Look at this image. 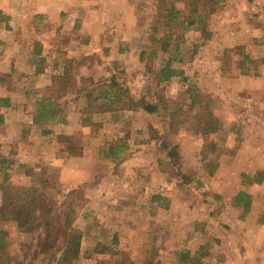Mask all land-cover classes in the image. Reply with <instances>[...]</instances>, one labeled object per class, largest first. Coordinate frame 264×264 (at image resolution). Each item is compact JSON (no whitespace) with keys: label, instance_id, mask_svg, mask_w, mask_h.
<instances>
[{"label":"crops","instance_id":"1","mask_svg":"<svg viewBox=\"0 0 264 264\" xmlns=\"http://www.w3.org/2000/svg\"><path fill=\"white\" fill-rule=\"evenodd\" d=\"M170 1L164 10L160 0H0V156L12 161L0 172V183L30 187L41 177L56 181L52 190L61 195L83 188L88 202L73 223L82 234L79 263L111 257L112 248L120 241L126 242L125 250L132 257L138 256L137 242L155 234L163 244L168 243L170 250L157 248L163 254L188 250L195 255L201 251L205 253L204 264H264V179L250 184L242 179L243 175L264 172V137H237L233 141L223 131L228 124L220 122L228 158L219 161L214 174L203 170L199 176L204 194H216L224 201L217 212L209 204L207 213L203 208L207 200L204 205L196 202L200 212L189 214V220L182 222L173 208L191 207L175 200L186 189L161 190L157 192L160 196H149L148 177L153 172L157 177L159 174L149 162V144L155 141L147 136L139 143L140 150L129 149L130 125L136 123L137 116L147 117L144 111H98L101 101L88 108V91L73 100L75 90H69L63 115L45 125L48 134L35 123L40 102L47 96L50 99L54 76L64 74L80 88L82 79L106 82L117 76L118 68L126 74L134 68L144 77L140 92L148 93L151 88L143 86V81L151 74H156L158 84H174L184 75L174 65L185 63L189 69L194 66L192 75L200 78V87L208 88L215 98L264 96V72L227 75L226 60L221 56L226 48L246 47L252 55L260 50L257 39L264 34V0H216V10L202 8L198 17L205 20L200 23L193 18V25L183 20L189 13L185 9L188 1ZM179 19L185 26L182 34L171 30ZM184 36H198L206 55L180 63L170 54L158 70H146L144 55L137 50H178ZM68 60L86 62L72 73ZM168 65L175 74L164 78L162 71ZM162 78L164 82H160ZM210 81L220 84H207ZM141 128L146 134L147 125ZM63 138L73 140L76 148L72 151L78 154L69 151L71 144ZM111 162L114 168L107 167V171ZM240 192L251 197L248 212L235 202ZM165 197L172 199L170 212L169 203H163ZM5 205L0 197V206ZM6 206L12 208L8 203ZM167 213L171 214L168 218ZM169 223L180 227L170 230ZM0 228L13 244L28 236L11 213L0 219ZM11 255L16 256L15 262L31 264L30 260L23 262L18 247Z\"/></svg>","mask_w":264,"mask_h":264},{"label":"rangeland","instance_id":"2","mask_svg":"<svg viewBox=\"0 0 264 264\" xmlns=\"http://www.w3.org/2000/svg\"><path fill=\"white\" fill-rule=\"evenodd\" d=\"M160 1L163 2L162 8L164 10L168 9L170 7V4L172 3L171 1L169 2V0ZM187 1L188 2L185 3V9L186 12L189 13L186 14L187 17L183 19L187 24L191 21V18H197L198 20V11L201 10L204 6H212V4L215 2H213V0H190V3L189 0ZM189 7L191 10L189 9ZM195 8H197V12L193 14V10ZM181 19L175 22L173 28L171 29L172 32L176 33L177 31H179L180 34H182L181 28L184 29L185 26L178 22L180 21L182 23L183 20ZM204 34L205 32L203 33V35ZM185 36L183 37L184 40L180 42V47L178 50H176L175 48H168L169 52L166 53H162V51H160L159 49L153 48L148 50H137V52H142V54L144 55L146 70H158L163 64V62H165L167 58H170V54H172V58L174 60H178L177 62L180 63L188 62L195 55H206L205 50L203 48L201 49V47H203V43L201 42V39L198 36L191 38H187ZM257 40L261 41V48L254 55H252V50L247 49L246 47L239 46L236 48H226V50L221 53V56L224 57V59L226 60L224 73L226 72V74L230 76H233L237 73H241L242 75L247 74L246 76L262 75V72H264V34H261V37H258ZM167 41V43H170L169 39ZM245 57H247V59H245ZM174 66L184 72V75H182L179 80H176L174 84H158L155 79L156 74H151L150 79L148 81H143V86H149L151 88L150 90H148L147 93L149 95L150 100H154V94L156 93L164 96V98L166 99L168 106V109L165 112L167 121H163L164 119H162V117H160L159 115H149L147 117H143V119L139 116L135 117L137 118L134 120V122L136 123H132L130 125L131 145L129 146V149L132 152L140 150L138 149V146L140 145L139 143L144 142V140H147V136L148 140L155 141L154 145H152L151 143L149 144V148H151L149 162L151 163L154 170L158 169L159 174L157 177L155 175V172H153V174L148 177V185L149 189L151 190V192H149V196H160L157 195V192H161V190L166 193V191L172 189H176L177 191L178 189H181V191L186 189L187 192L184 194H180L179 198L175 200H181L190 203L191 207L182 209L173 208V211H178L177 214L180 215L179 220H181L182 222H187L190 217L189 214L198 213L201 210V206H197L196 202H200L202 204L205 200H207V204H202H205L203 208L204 210H206L207 213L210 211L211 208L209 204H211L214 210L217 212L218 206H220V203L224 201L222 199L220 200L218 195L213 193H207L209 194V196L205 195L202 188L204 185L203 178L199 176V174H202L203 170L206 174H208L206 172L207 162L217 163L219 167V161L228 158V153H226L225 142L223 141L222 137L224 135H222V129H220V122L222 123V126L228 124V128L223 129V131L227 132V135L230 138H233V141L237 137H264V125H261L262 123H264V96L252 99L251 97H224L220 95L218 96V98H215V94L209 92L208 88L200 87L203 85V81L200 80L199 76V79H196V77L192 75V70H194V66H192L191 69H189V66H187V64L185 63L176 64ZM200 67L204 68L205 65L202 64L200 65ZM118 69L117 78L119 82H123L124 84H126L130 88L131 92L134 95L136 94V96L146 94L147 91H145V93L140 92L141 89H143L140 86V82L141 80H144V77L140 75V72H136V70L133 68L129 74H126V71L124 72L123 70ZM74 71H72V73ZM228 82L229 81H226V83ZM207 84H215L216 86L220 84V82L210 81L207 82ZM86 85H89V88L92 87L94 89V85H91L89 81L86 82L85 86ZM194 91H201L204 94H208L211 96L210 107L218 120L219 126L217 133L202 135L198 131V125L194 120L195 108L194 110H191L190 107L192 104V95ZM94 92L96 95L98 94V90L94 89ZM163 110L164 109L162 108V111ZM165 113L163 114L165 115ZM171 120H173L172 128H170L169 125ZM146 125L148 131H146L145 134L144 129L141 127H144ZM155 130H158L159 132L164 131L162 132V134H165V141L167 143H170L169 145L171 146H178L181 157L179 169H181L183 173L191 176L194 179L190 186H180L179 183L181 182V180L179 176L176 173H171L169 171L166 152L161 150L162 140L156 137L157 135L155 134ZM204 136L207 137V139H204ZM66 143H68L69 145L71 144L70 148H76V146H74L73 144L72 139L66 140ZM212 144L217 145L216 152L214 154L207 153V159L202 162V152L204 151L205 146H210ZM130 151H127V153ZM201 158L202 161H200ZM107 167H110V169L114 168L112 162L111 164L106 166V168ZM260 177L264 179L263 171L257 172L253 177L243 175L242 179L244 182L250 184L251 180L258 179ZM137 180L140 181L139 175L137 177ZM230 187L234 188L233 185H231ZM55 188L56 181H52V183L47 184V186L43 189V192L51 203L60 205L64 201V196L66 194L61 195V193L59 194L54 192V190L52 189ZM188 190L190 193H188ZM171 196H173V194ZM0 197L2 198L1 192ZM163 201L166 206H168L169 203V209L167 211L170 212V203L172 202L171 197H165L163 198ZM8 214H6L5 216H7ZM164 215L168 218L171 214L167 213V215ZM186 215H188V219L186 218ZM198 224H200L199 221ZM168 227L171 230L172 228H179L180 225H170L169 223ZM24 233L28 234V236L19 239L17 238L18 242L16 244L8 242L9 254L11 255L18 247V249H21L22 257H24L23 262L26 260H30L31 264H47L46 257H44V259H41L40 255L38 254L40 253L38 241L40 237H43V232L36 231L34 233ZM156 236L157 235L154 234L151 235L148 240L137 242L138 247H136V251L139 254L138 256L132 257L129 252L125 250V246H127L126 242L120 241L119 245H114V247L112 248L113 254L111 257H100L99 259H91V261H85L84 263H79V261H77L76 259L69 264H118L122 261L126 262L127 264H146L149 261H153V264H178V254L181 251L177 252L176 254H173L174 252L172 251H170L169 254H163L164 252H159L160 250H158L157 248L160 246H162L163 251L170 249L167 247V242H164L163 244L160 240L156 238ZM105 251L108 252L107 250ZM148 254L150 257H147ZM11 257L13 262L16 263L14 261L16 260V256L11 255ZM22 257H19V259H21Z\"/></svg>","mask_w":264,"mask_h":264},{"label":"trees","instance_id":"3","mask_svg":"<svg viewBox=\"0 0 264 264\" xmlns=\"http://www.w3.org/2000/svg\"><path fill=\"white\" fill-rule=\"evenodd\" d=\"M215 1V2H214ZM212 6H204V10L213 12L216 10L217 2L213 0ZM197 12V8L193 10V13ZM198 22H202V16L198 17ZM194 19L191 18L189 22L193 25ZM182 24V23H181ZM247 59V57H245ZM85 60H68V69L75 70L83 65ZM67 72V69H66ZM164 78H170L175 72L168 65L167 68L162 71ZM245 74V73H244ZM247 75V74H245ZM90 82L94 85V89L98 90L96 95L94 89L89 90V85L86 82ZM162 78L160 82H164ZM82 86L78 88V83L67 78V74L62 76H54L52 87L50 89V99L45 98L40 102L38 111L35 114L36 125L42 127L44 134H48V130L45 129V125L48 122H54L58 120L64 113V108L68 104V92L71 89L75 90L76 100L77 97L86 92V98L88 100V108H91V103L97 101H103L98 107V111L110 112V111H136L142 110L148 116L159 115L167 121L166 111L168 109L166 99L160 94H154V100H150L149 95L141 94L134 95L130 88L123 82H119L117 76H112L106 82L95 84L92 80H81ZM211 96L204 94L201 91H194L192 95L191 110L195 108L194 120L198 125V131L202 135H208L217 133L219 126L218 120L211 110ZM162 108L164 109L162 111ZM86 113V112H85ZM89 113V112H88ZM165 113V115L163 114ZM173 119V116H172ZM170 128L173 126V120L169 123ZM161 131L155 130L156 137L162 140L161 150L166 152V158L168 160V167L171 173H176L181 182L180 186H190L194 179L182 172L180 167V152L178 146H171L170 143L165 141V134ZM68 140L69 138H63ZM217 145L212 144L205 146L202 152L203 161L207 158V153L214 154L216 152ZM73 154H78L72 151ZM12 161L6 160L0 156V170L4 172L6 167L10 166ZM218 168L217 163L206 164V172L212 175ZM5 178V177H4ZM247 178V177H246ZM263 180L262 177L251 180L250 182L260 183ZM52 181L42 178H36L34 183L30 187L10 186L0 183V192L4 204H10L12 207L0 206V219L8 213H11L18 226L26 233H34L36 231H42L43 237H40L38 241L40 254L46 257L47 264H69L76 260L80 255L82 234L73 228V223L77 219L80 211L84 208L88 199L85 196V192L82 187L72 190L64 196V201L60 205L51 203L43 189L47 184ZM159 198H156V200ZM235 202L237 205H242L244 211L248 212L251 206V197L245 192H240ZM8 240L6 233L0 228V264H24L22 262L14 263L11 255L8 252ZM178 264H204L203 258L204 252H198L195 255L188 250H183L178 254ZM118 264H127L126 262H120ZM146 264H153V261H149Z\"/></svg>","mask_w":264,"mask_h":264}]
</instances>
